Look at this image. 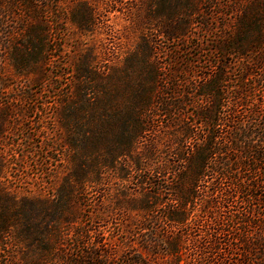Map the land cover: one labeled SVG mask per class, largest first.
<instances>
[{
  "label": "trees",
  "instance_id": "1",
  "mask_svg": "<svg viewBox=\"0 0 264 264\" xmlns=\"http://www.w3.org/2000/svg\"><path fill=\"white\" fill-rule=\"evenodd\" d=\"M59 1L0 0V140L45 94L61 152L38 165L65 163L20 196L0 155V264H264V0H141L142 34L109 66L58 60L67 22L98 17ZM9 76L42 88L12 98L23 113L1 101Z\"/></svg>",
  "mask_w": 264,
  "mask_h": 264
},
{
  "label": "rangeland",
  "instance_id": "2",
  "mask_svg": "<svg viewBox=\"0 0 264 264\" xmlns=\"http://www.w3.org/2000/svg\"><path fill=\"white\" fill-rule=\"evenodd\" d=\"M89 1L95 5L98 13L97 26L93 32L79 34L74 24L67 22V25H65L66 33L64 35V49L66 55L64 54L63 57H59L58 60L66 61V59H71L73 55L79 52L85 53L92 50L99 65H120L124 57L134 48L139 39V35L142 34L141 30L138 29L136 25V21L138 20L137 15L142 14L143 11L142 1ZM73 3V0H60L56 3V6L58 4V6L65 7L68 12H71L70 16L72 18V12H75ZM206 4L207 3H204L202 5ZM201 19V17H197L195 20ZM195 31H198V35L202 39H207V37L212 38L211 36H213L211 32H209V34L205 33L202 28L197 27ZM160 40L163 42L164 38L155 36L153 39L154 46L156 45L158 47ZM158 55L162 56L161 53ZM211 58L213 57L211 56ZM69 70H71V68H69ZM69 79H71L70 74L64 75L62 79L63 84H66ZM4 84L1 101L2 103L14 104L17 113H23L21 109L27 105H31L29 100L15 102V100L12 99L21 94L23 88H25V84L32 86L36 91L42 89L38 83H29L23 78H13L11 76L4 81ZM46 88L49 89V86H46ZM40 100L43 101L44 104L42 103L41 107L38 105V108L33 109L32 116L26 117L25 119L19 118L18 123H9L7 131L0 140V155L4 161H10L8 168H6L4 172V180L11 186V189L20 196L23 194H35L38 191L47 194L49 184L55 181L58 182L65 173V168L62 167L65 165L64 161L61 160L60 163H55L51 161V159L46 166L49 173L45 174L40 171L38 163L45 159L43 158L45 157L44 150H47L48 154H60L61 152L57 150L60 148L58 147L59 143L57 141L59 137V127L53 123L55 105L53 106L52 104L54 100L52 97L42 93ZM37 104L39 103L37 102L35 106ZM38 109H42L43 113L47 112V117L39 116L37 114ZM38 120H42L43 122L40 123ZM40 125L43 126L40 127ZM27 132H30V137L27 136ZM42 138H46L43 144L48 143V146L43 147L41 145L40 139ZM54 141L56 143H54ZM41 148L44 149L43 153L40 152ZM93 197L95 200L99 199L97 195ZM90 209L91 208H89V210ZM89 210L88 212L82 211V215H88ZM115 212L117 213L118 211ZM115 217H117V215H115ZM115 222L116 220L113 221L112 226ZM87 223L93 225L94 222L90 223L87 221ZM96 224L97 223H95V225Z\"/></svg>",
  "mask_w": 264,
  "mask_h": 264
}]
</instances>
